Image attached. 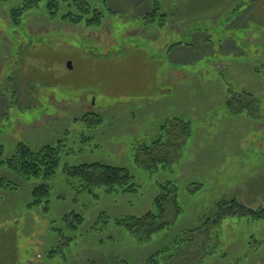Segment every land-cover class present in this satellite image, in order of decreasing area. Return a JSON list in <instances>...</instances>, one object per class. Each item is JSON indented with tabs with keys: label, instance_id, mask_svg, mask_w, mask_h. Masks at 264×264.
<instances>
[{
	"label": "rangeland",
	"instance_id": "1",
	"mask_svg": "<svg viewBox=\"0 0 264 264\" xmlns=\"http://www.w3.org/2000/svg\"><path fill=\"white\" fill-rule=\"evenodd\" d=\"M89 1L109 9L98 27L60 22L41 6L14 26L11 2H0L4 154L18 141L35 149L61 141L58 170L113 163L127 167L144 190L130 202L105 194L75 202L58 172L51 191L66 199L53 197L44 213L27 207L31 184L1 168L0 177L18 188L0 189V264H147L179 230L211 214L220 198L264 205V0H161L169 14L161 27L139 20L150 10L148 0H109L107 8ZM250 95L259 106L256 119L228 111L229 98ZM93 109L103 115L99 127L74 121ZM176 116L190 123L180 156L157 176L145 172L134 149L161 135V123ZM155 176L176 182L182 212L175 224L138 242L112 219L147 211ZM189 183L201 184L196 194H188ZM70 211L85 222L69 232L62 215ZM101 212L111 218H97ZM214 241L201 264H264V221L223 218Z\"/></svg>",
	"mask_w": 264,
	"mask_h": 264
},
{
	"label": "trees",
	"instance_id": "2",
	"mask_svg": "<svg viewBox=\"0 0 264 264\" xmlns=\"http://www.w3.org/2000/svg\"><path fill=\"white\" fill-rule=\"evenodd\" d=\"M5 1L11 2L7 11L10 23L14 26L21 24L25 12L40 6L52 19L86 27L102 25L104 11L109 10L98 9L89 0H0V2ZM101 1L107 8L109 0ZM148 2L150 10L139 20L145 26H163L169 14L163 12L161 0H148ZM247 97L246 100L238 96L229 98L226 102L227 109L234 114L246 113L249 118L256 119L255 111L259 109V106L255 104L257 100L252 95ZM73 119L76 122H88L90 126L99 127L103 121V115L93 109ZM160 128L161 135L150 143L141 144L134 149V162L145 172L156 176L162 170L170 168L180 156L182 145L189 136L190 123L176 116L162 122ZM60 142L35 149L18 141L13 153L5 157L4 146L0 140V169L6 168L31 184L28 208H40L47 213L51 208L50 203L53 197L66 199L65 193L53 196L51 191L52 181L58 172L63 176V182H61L69 187L70 191L73 189L72 200L75 202L82 198H97L100 194H105L109 199L125 198L127 202H130L131 200L127 198L134 199L142 195L144 190L142 185L135 180V176L125 166L108 162H90L77 165L64 164L62 170H58L63 147ZM150 185L155 194L151 207L147 211L140 214H122L112 219L116 226L135 237L138 242L151 240L153 235L160 233L170 224H175V220L182 212L178 198L179 189L174 180L156 177ZM200 187L199 183H189L186 185V190L188 194H196ZM17 188L16 182L0 177V189L13 191ZM231 216L238 220L246 219L248 222L264 221V205L256 209L242 203L237 197L220 198L214 203V211L211 214L205 216L198 225L179 230L173 237L170 247L166 246L161 251L155 252L149 257L147 264H159V260L170 261L176 256H180L184 264H201L203 259L213 252L215 233L219 223L223 218L228 219ZM102 217L111 218L110 215L101 212L97 218ZM62 219L65 222L64 227L69 232L76 231L85 222L84 215L76 211L63 214ZM50 229L62 233L61 228L51 227ZM71 239L72 236L69 234L64 242H58V246L67 244ZM55 252L51 250L49 256Z\"/></svg>",
	"mask_w": 264,
	"mask_h": 264
},
{
	"label": "water",
	"instance_id": "3",
	"mask_svg": "<svg viewBox=\"0 0 264 264\" xmlns=\"http://www.w3.org/2000/svg\"><path fill=\"white\" fill-rule=\"evenodd\" d=\"M68 66L70 67V63L68 64Z\"/></svg>",
	"mask_w": 264,
	"mask_h": 264
}]
</instances>
